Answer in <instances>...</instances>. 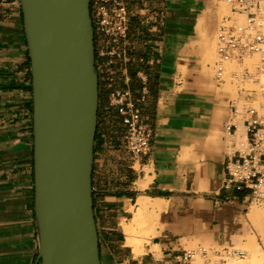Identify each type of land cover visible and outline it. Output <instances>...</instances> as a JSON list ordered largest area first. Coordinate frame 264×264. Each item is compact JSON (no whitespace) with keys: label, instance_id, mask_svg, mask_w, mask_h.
Masks as SVG:
<instances>
[{"label":"crops","instance_id":"1","mask_svg":"<svg viewBox=\"0 0 264 264\" xmlns=\"http://www.w3.org/2000/svg\"><path fill=\"white\" fill-rule=\"evenodd\" d=\"M125 2L120 57L97 64L92 193L100 259L173 264L187 242L219 226L212 218L235 217L254 203L249 189L224 187L234 98L207 71L208 44L222 26L220 7L214 0ZM32 79L20 0H0V264H35L39 253ZM115 87L132 91L153 130L150 148L139 156L124 146L125 127L110 106ZM237 127L243 131L245 123ZM142 196L168 206L149 235L148 221L126 229Z\"/></svg>","mask_w":264,"mask_h":264},{"label":"water","instance_id":"2","mask_svg":"<svg viewBox=\"0 0 264 264\" xmlns=\"http://www.w3.org/2000/svg\"><path fill=\"white\" fill-rule=\"evenodd\" d=\"M33 84L35 264H101L92 172L100 79L91 0H20Z\"/></svg>","mask_w":264,"mask_h":264},{"label":"built area","instance_id":"3","mask_svg":"<svg viewBox=\"0 0 264 264\" xmlns=\"http://www.w3.org/2000/svg\"><path fill=\"white\" fill-rule=\"evenodd\" d=\"M222 1L231 6L233 16H244L245 21L239 22L231 17L229 22L232 23L222 25L216 33L218 60L215 62V70L220 80H223L226 64L233 59L259 55L264 63V0ZM91 15L95 36L99 34L104 38V46L96 50V57H120L117 45L127 32L125 0H91ZM110 106L121 116L125 127L126 149L133 156L147 152L153 130L143 120L132 91L128 88H113L110 93ZM231 108L233 118L227 125L230 151L224 187L249 189L254 202L264 203V113L249 106L240 118L239 98L231 101ZM238 121L245 123L242 132L238 130ZM244 255V251L230 248L213 253L208 246L200 244L181 251L175 256L173 264H227L230 258Z\"/></svg>","mask_w":264,"mask_h":264},{"label":"rangeland","instance_id":"4","mask_svg":"<svg viewBox=\"0 0 264 264\" xmlns=\"http://www.w3.org/2000/svg\"><path fill=\"white\" fill-rule=\"evenodd\" d=\"M214 1L218 3L220 7L219 14L221 19L219 24L226 25L232 23V21H227V17L233 15L231 12V6L226 4V2L224 1L222 2V0ZM234 19H239V22L245 21L244 16L235 15ZM95 41L96 50H100L102 46H104L103 36L98 34ZM208 47L211 48L212 52H208L207 55V62L211 65V67H209L207 71L211 72L212 76H215V62L218 60L215 37L210 41ZM245 58H256L258 65L256 64L257 66L253 67L252 69V67H250L247 62L243 61ZM99 60L100 58L98 59V57H96L97 64L99 63L101 67L104 66L105 62ZM243 62L244 64H241ZM234 65H237L238 67L236 68L234 67ZM263 75L264 63L259 55L245 56L239 59H233L226 64L223 80L220 81L222 83L221 86L229 94L228 100L231 98L240 99V118H242L249 106L256 107L261 113H264V84L260 81V76ZM240 131L242 132V130H239V132ZM228 143H230V141ZM253 204H255V206L260 210H264V203L254 202ZM250 209L251 206L243 213L238 214L235 217L233 215L230 216V213L228 212H222L226 216L231 218L225 223L219 222V219L217 218V216H215L214 218H212L211 223H218L219 226H213L214 230L211 233L190 240L189 242H187L185 248L197 247L198 245L203 244L208 246L211 251H213V253L216 251L222 252L225 248L238 249L245 252V255L243 257L230 258L232 261L229 259V261H227V264H230L231 262H239L244 264L245 262L247 263L249 261V251L251 250V248H253L259 254V256L261 254L260 257L264 256V231L258 226V224L253 223L249 220L248 214L250 212ZM238 220H243L245 222L243 227L239 228L234 223H232ZM151 223L152 221H150L149 219V223L147 226V235L150 234V229L151 227H153ZM249 238L254 239L253 243H251V239L249 240Z\"/></svg>","mask_w":264,"mask_h":264},{"label":"bare ground","instance_id":"5","mask_svg":"<svg viewBox=\"0 0 264 264\" xmlns=\"http://www.w3.org/2000/svg\"><path fill=\"white\" fill-rule=\"evenodd\" d=\"M232 17H233V15H232ZM241 21H242V19H241ZM256 56H258V55H256ZM243 61L247 62V64H249V66L252 67V69H253V67L258 65L257 64L258 62H257L256 58L255 59L245 58ZM241 64H244V62L241 63ZM234 67L237 68L238 66L234 65ZM260 81L263 82V84H264V75L260 76ZM142 197H144V198H139L140 200H138L139 201L138 205H137L138 208L136 209L137 211H135L136 213H135V216H134V219H133V223H131L128 228L126 227V229L129 231L128 233H130V232H132L134 230L135 225L136 226H140V225L146 223L147 221L149 223V219H150V221H152L151 225L155 224L153 222L158 220L159 211L164 209V208L166 209L168 207L167 203L165 201L160 203L157 200L156 201L153 200L151 197H147V196H142ZM230 216H231V214H230ZM248 217H249V220L251 222L258 224V226L260 228H262V230L264 231V210H260L258 207L255 206V204H253V205H251V209H250V212L248 214ZM217 218L219 219V222H221V223H225L226 221L231 219V218H229L228 216H226L222 212L217 215ZM159 220H160V218H159ZM232 223H234L239 228L243 227L244 224H245V222L243 220L234 221ZM249 240L251 241V243H253L254 239L253 238H249ZM155 246H157V245H155ZM157 248H158V246H157ZM249 255H250L249 256V261L247 263L245 262V264H264V256L260 257L261 254L259 256V254L253 248H251V250L249 251ZM230 264H244V263L231 262Z\"/></svg>","mask_w":264,"mask_h":264},{"label":"trees","instance_id":"6","mask_svg":"<svg viewBox=\"0 0 264 264\" xmlns=\"http://www.w3.org/2000/svg\"><path fill=\"white\" fill-rule=\"evenodd\" d=\"M95 40H96V36H95ZM95 45H96V41H95Z\"/></svg>","mask_w":264,"mask_h":264}]
</instances>
